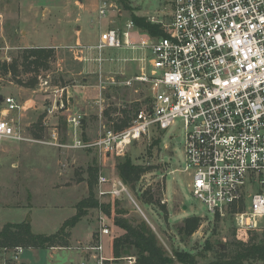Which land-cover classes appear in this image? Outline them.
<instances>
[{
	"label": "built area",
	"instance_id": "2783aa9c",
	"mask_svg": "<svg viewBox=\"0 0 264 264\" xmlns=\"http://www.w3.org/2000/svg\"><path fill=\"white\" fill-rule=\"evenodd\" d=\"M112 9L117 10L113 1L100 0V20ZM145 17L162 33L142 30L131 17L122 28L101 30L94 45L72 48L86 60L85 49L96 51L101 63L108 59L103 54L110 49L144 50L141 57L125 58L138 62V70L123 84H142L146 101L127 127L119 131L104 128L92 142L77 137L81 116H70L75 143L64 145L94 147L104 162L111 154L124 155L132 143L152 132L160 137L181 119L184 171L192 177L189 186L193 195L213 218L232 216L241 231L264 232V0H165L159 10ZM3 22L0 13V24ZM63 90L56 92L63 95ZM4 103L3 110L21 108L12 96H6ZM0 139L33 140L7 118H0ZM98 187L99 198L128 196L134 200L121 178L101 172ZM104 216L99 207L100 229L91 247L99 252L103 250L102 237L111 234ZM13 250L12 257L17 260L23 247ZM98 258L103 264V255ZM135 261L129 257L131 264Z\"/></svg>",
	"mask_w": 264,
	"mask_h": 264
},
{
	"label": "rangeland",
	"instance_id": "374dc122",
	"mask_svg": "<svg viewBox=\"0 0 264 264\" xmlns=\"http://www.w3.org/2000/svg\"><path fill=\"white\" fill-rule=\"evenodd\" d=\"M72 1L0 0V13L4 16L3 24L6 26L9 18L16 19L19 12L17 7L21 6L19 25L43 30L57 18H64L68 11H72L73 17H80V21L73 23L72 26L81 25L84 32L91 34L92 43H95L100 29L122 28L133 13L141 16L155 13L165 0H110L117 5V10L112 9L101 20L98 14L100 0H91L94 5L97 4V9L87 11L73 6ZM2 43L3 41H0V46ZM1 52L2 50L0 56ZM11 52L13 58L18 54L25 56L26 53L22 49ZM144 52L141 49L126 48L105 51L103 57L108 59L102 63L105 72L103 83L106 88L102 90L97 86L101 82L99 70L102 65L96 60L99 56L96 51H93V55L90 54V59L82 61L75 59L68 47H60L57 52L46 51L48 57L44 61L41 59L32 61L36 58H30L31 56L27 62H22V58L19 61L17 58L14 75L7 73L3 67L6 60L0 58L2 93L7 94L10 81L36 87L44 83L45 87L57 84L59 87H70L71 95H74L76 89L79 90L75 96L70 97L69 103L65 100L69 110L64 106L55 109L52 114V119L53 116L55 118L51 120L50 127H54L53 122L59 127L58 141L48 136L38 141L0 139V230L1 226L9 222L29 221L34 233L57 232L65 221L77 213L78 203L89 196L90 166H99L94 184L96 197L100 203H112L115 200L112 196L99 198L97 194L99 174L102 172L111 178H120L117 165L130 157L135 163L151 164L154 168L141 176L135 188L126 184L135 201L128 196L116 199H119L120 207L126 210L128 217L146 219L169 254L173 255L175 249H185L192 251L202 261L210 260L219 255L218 248L223 244L239 240L238 235L243 231L234 225L232 216L213 218L208 207L193 195L189 186L192 177L184 171L183 120L177 119L169 129L160 133L161 142L157 140L158 134L152 132L149 136L132 143L124 155L111 154L103 164L100 163L97 152L67 146L75 143L74 131L69 127L71 115L81 116L80 133L77 137L83 139L85 136L87 139L98 137L101 126L102 129L117 130L115 123L124 117V110L128 112L131 121L137 108L146 101L147 93L140 83L135 82L134 86L123 84L124 79L132 77L138 70L136 66L138 62L125 61V58L141 57ZM21 62L23 64L18 65ZM48 69L50 78L46 83L44 77ZM83 84L87 87L83 88ZM51 89L48 88L49 91H52ZM66 94L65 91L64 96ZM53 100L54 98L47 99L48 105ZM2 109L3 106L0 105V111ZM171 135H175V138H170ZM55 141L67 145L57 147L50 145L51 143L47 144ZM28 142L30 146L27 145ZM151 197L153 202L147 203ZM98 215L99 208L88 210V214L83 217L84 220L76 224L74 230L72 228V239L75 240L78 236L89 242L92 233L90 241L95 242V234L98 237L100 229ZM192 215L201 217V226L192 236L182 239L179 228L183 224V218ZM104 224L110 227L111 234L104 235L102 242L105 252L111 254L110 241L122 235L124 230L116 226L108 216H104ZM252 232L256 235L264 233L261 229ZM250 235L244 230L246 238ZM208 243H212L214 248L206 249ZM13 249H0V264H13L16 261L12 257ZM223 251L231 254L232 248L227 246ZM126 263L130 264L128 258L118 262Z\"/></svg>",
	"mask_w": 264,
	"mask_h": 264
},
{
	"label": "crops",
	"instance_id": "0c3cea01",
	"mask_svg": "<svg viewBox=\"0 0 264 264\" xmlns=\"http://www.w3.org/2000/svg\"><path fill=\"white\" fill-rule=\"evenodd\" d=\"M71 4L82 11H87L92 8L97 9V4L94 5L91 2V0H82V1L73 0ZM94 6H96V8ZM17 8H19V12L17 14L16 19L9 18L7 20L8 23L6 26L3 23L0 24V41L1 42L3 41L2 45L0 46L1 47L0 50H2L0 58L3 61L6 60L4 62L5 65L3 64V67L5 68V70L9 75H14L16 71L15 61L17 58L20 59L19 61H21L22 58V62L25 61L27 62V60H25L23 57L24 55L22 54L21 55L18 54L16 57L13 58L11 54L12 50L22 49V51L24 52L29 49H43V50H47V52L51 50L57 52V50L60 47H68L69 50L73 52L74 58L82 61L86 59H83L82 57L79 58L77 56L76 50L72 47L75 46L76 44H83L87 46L94 45L99 39L101 30H103V28L99 30L96 42L92 43L93 39L91 38V34L89 32H84L81 25H78L76 27L72 26L73 23L75 22L78 23L80 21L79 16L73 17L72 11H68L64 18H57V20L54 23L48 25L47 29L45 28L41 30L38 27L36 28L32 27V29L27 27H22L19 25V21L21 20V11H20L21 6ZM50 26L51 28H49ZM41 36L44 38H41ZM91 53L93 55V51H89L85 49L84 55L87 57V59H90ZM24 54L27 55V53ZM30 56H31L30 58H35L34 55H30ZM45 59L47 58L42 59V61H44ZM22 62L19 63L18 65L21 66L23 64ZM100 65H102L100 66V70H99V73L101 75V82L97 86L102 90L106 88L105 83H103L105 81L103 80V78L105 77L104 76L105 72L103 68V63H101ZM136 66L138 67V64H136ZM46 73L47 75L46 77H44V80L46 83H48V78H50V70L48 69ZM10 84L11 85H9L7 89L8 90L7 94L2 93V90H0V105L4 107L5 106L4 98L6 96H12L21 105V108L13 111H7L2 109V111H0L1 114L0 118L13 119L18 125H20L23 134L26 137L33 139L34 141L41 140L43 138H46L47 136L52 137L53 140L58 141L59 127L56 125L55 122H53L54 127L53 128L50 127V124L52 122L51 120H54L55 118L53 116L52 119V114L54 113L55 109L62 108L60 107L59 104L63 103L65 106H67L65 104V100H67V102L69 103L70 97L75 96L76 92H78L79 90L76 89L74 91L75 93H73L74 95H71L70 87H59V85L57 84H52V86H47V87H45V83L41 84V86L38 87H36V85L35 86L20 85L14 83L13 81H10ZM49 87L52 88L51 89L52 91L48 90ZM85 87H87V85L83 84V88ZM63 88H64L63 95L61 91L56 92V90H62ZM65 91L67 94L64 96ZM50 98L52 99L54 98V100L51 104L48 105L47 99ZM69 109L70 108L68 107L66 110ZM69 127L71 128V130L74 131L73 127L70 124ZM102 128L103 126H101L98 137L104 131V129ZM96 138L97 137H94L92 139L91 138L87 139L85 136L83 140L85 142H92ZM33 140H25V141H33ZM48 143L49 144L51 143L50 145H54L57 147L61 146L62 144L60 141L47 142V144ZM27 145L30 146V142H28ZM86 148L88 149V151L93 150L97 152V149L94 147H86ZM99 161L101 164H103V162L100 159ZM184 218L186 217L184 216ZM83 220L84 219H81L77 224H79ZM3 226H1V229L3 228ZM73 230L71 229V239L69 238L70 239L69 245L67 246L54 245L44 248L23 247V250L19 254L18 259L13 264H99L98 257L100 254L103 255L104 257L103 264H118V262H121L122 260L125 259L127 260V258L129 259V257H134V256H128L123 259L116 260L113 256V250H112L113 239L112 241H110L111 254H107L104 250V246H103V250L100 252L98 250L91 248L96 244L97 234H95V242L90 241L92 238V233L89 242L82 240L78 236L75 238L76 240L75 241L72 239ZM132 264H136V261L133 262Z\"/></svg>",
	"mask_w": 264,
	"mask_h": 264
},
{
	"label": "trees",
	"instance_id": "16d2710c",
	"mask_svg": "<svg viewBox=\"0 0 264 264\" xmlns=\"http://www.w3.org/2000/svg\"><path fill=\"white\" fill-rule=\"evenodd\" d=\"M131 17L142 30L152 35L162 33L161 28L149 22L145 16L133 13ZM46 51L43 49L26 50L27 55L24 56V59L29 60V56L34 55L36 59H33V61L42 60L47 58ZM123 112L124 117L120 119V122L115 123L118 131L127 127L130 122L128 112L126 110ZM157 140L161 142V137ZM153 168L154 166L151 164L135 163L130 157L120 161L117 165L120 178L132 188L136 187L137 182L144 173ZM89 170L91 175L88 181L89 196L78 203L76 206L77 213L65 221L57 232L52 234L34 233L29 221L9 222L0 230V249L8 250L17 246L41 248L54 245L67 246L70 243V228L72 229L83 219L88 214V210L101 207L105 215L110 217L116 226L124 230L122 235L113 239L112 250L116 260L134 256L136 264H264V233L263 235H256L252 231H248V234H251L249 238L244 236L243 231L241 235H238L239 240L235 239L229 241L228 244H223L218 248L220 249V251L218 250L219 255L210 260L202 261L192 251L185 249H175L173 255L169 254L146 219L128 217L126 210L120 207L119 199L114 198L115 200L112 203H102L100 205L94 191L95 176L97 178L99 170L98 166H90ZM151 202H153L152 197L147 200V203ZM216 218L219 219V216ZM200 226L201 217L192 215L184 218L183 224L179 228L182 239L192 236ZM227 246L232 248L231 254L223 251ZM213 248L212 243L207 244L206 249Z\"/></svg>",
	"mask_w": 264,
	"mask_h": 264
},
{
	"label": "water",
	"instance_id": "95a60500",
	"mask_svg": "<svg viewBox=\"0 0 264 264\" xmlns=\"http://www.w3.org/2000/svg\"><path fill=\"white\" fill-rule=\"evenodd\" d=\"M79 1H82V0H79Z\"/></svg>",
	"mask_w": 264,
	"mask_h": 264
}]
</instances>
